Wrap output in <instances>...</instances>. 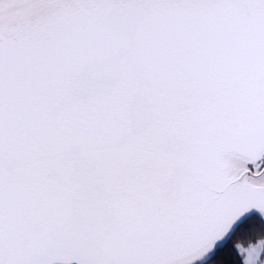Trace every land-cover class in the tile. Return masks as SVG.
<instances>
[{
    "label": "snow or ice",
    "instance_id": "obj_1",
    "mask_svg": "<svg viewBox=\"0 0 264 264\" xmlns=\"http://www.w3.org/2000/svg\"><path fill=\"white\" fill-rule=\"evenodd\" d=\"M0 264H264V0H0Z\"/></svg>",
    "mask_w": 264,
    "mask_h": 264
},
{
    "label": "trees",
    "instance_id": "obj_2",
    "mask_svg": "<svg viewBox=\"0 0 264 264\" xmlns=\"http://www.w3.org/2000/svg\"><path fill=\"white\" fill-rule=\"evenodd\" d=\"M251 242H252V241H250V243H251ZM255 242H257V243L259 242V237H257V239H256ZM236 255L239 256V255H240L239 252H237ZM240 258H241V262H242V259H243V258H242V257H240Z\"/></svg>",
    "mask_w": 264,
    "mask_h": 264
}]
</instances>
